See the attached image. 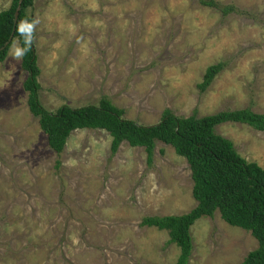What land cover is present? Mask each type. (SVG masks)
I'll return each mask as SVG.
<instances>
[{"label": "rangeland", "instance_id": "1", "mask_svg": "<svg viewBox=\"0 0 264 264\" xmlns=\"http://www.w3.org/2000/svg\"><path fill=\"white\" fill-rule=\"evenodd\" d=\"M12 1L0 0V12ZM218 1L239 12L199 0H36L27 12L40 20L43 106L107 97L140 125L158 123L166 108L264 113V0ZM22 62L9 52L0 62V264H175L181 248L168 231L141 221L195 207L186 158L157 140L148 165L145 147L123 140L113 152L102 128L74 130L56 152L30 110ZM216 132L264 167V131L228 121ZM191 235L189 264H240L258 247L219 212L198 219Z\"/></svg>", "mask_w": 264, "mask_h": 264}, {"label": "trees", "instance_id": "2", "mask_svg": "<svg viewBox=\"0 0 264 264\" xmlns=\"http://www.w3.org/2000/svg\"><path fill=\"white\" fill-rule=\"evenodd\" d=\"M36 0H23L16 19L20 0H13L10 8L0 12V62L7 58L9 49L17 38L19 21L32 20L27 12ZM203 5L220 9L223 15L239 12L231 4L218 0H199ZM23 68L28 72L24 87L28 91L31 112L48 134L49 145L58 153L74 130L83 128L106 129L113 138L111 149L115 152L123 140L131 145L143 146L148 165H152L156 141L170 144L186 158L193 179L195 207L183 214L147 215L142 226L167 230L169 242L179 246L180 255L175 264H189L193 251L192 225L203 216L219 212L229 224L250 231L258 240V247L249 252L240 264H264V167L240 155L234 142L216 132V126L232 121L248 124L264 131V113L251 108L221 110L201 117L176 115L166 108L161 120L152 125H140L122 117L123 109L103 97L100 104L80 107L62 105L56 111L46 109L40 99L41 73L33 43L32 50L23 58ZM224 62L212 65L205 75L204 90L214 79Z\"/></svg>", "mask_w": 264, "mask_h": 264}, {"label": "clouds", "instance_id": "3", "mask_svg": "<svg viewBox=\"0 0 264 264\" xmlns=\"http://www.w3.org/2000/svg\"><path fill=\"white\" fill-rule=\"evenodd\" d=\"M39 23V19H24L18 22L16 31L23 38L24 43L23 46H21L18 41H13L9 51V55L12 59L20 61L32 50L36 29Z\"/></svg>", "mask_w": 264, "mask_h": 264}, {"label": "water", "instance_id": "4", "mask_svg": "<svg viewBox=\"0 0 264 264\" xmlns=\"http://www.w3.org/2000/svg\"><path fill=\"white\" fill-rule=\"evenodd\" d=\"M22 1L23 0H20V3H19V6H18V8H17V11H16V19L19 17L18 15H19V11H20V8H21V3H22Z\"/></svg>", "mask_w": 264, "mask_h": 264}]
</instances>
